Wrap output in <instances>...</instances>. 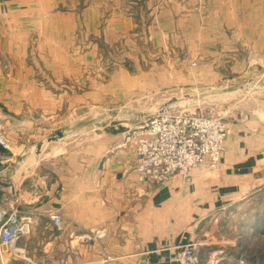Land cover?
Returning <instances> with one entry per match:
<instances>
[{"label": "crops", "instance_id": "obj_1", "mask_svg": "<svg viewBox=\"0 0 264 264\" xmlns=\"http://www.w3.org/2000/svg\"><path fill=\"white\" fill-rule=\"evenodd\" d=\"M184 21L193 22L194 50L210 38L218 56L211 70L248 75L249 83L254 64L264 70V0H0V122L11 148L0 147V209L17 207L35 220L0 264H176V248L191 242L200 243L196 255L204 250L198 264H223L222 248L235 242L210 243L203 229L263 188L264 118L230 124L215 170L200 166L158 186L137 182L133 150L118 147L120 128L113 136L106 125L92 138L88 132L76 150L59 140L49 156H24L35 139L72 129L75 113L83 124L89 62L99 49L91 36L113 45L139 27L157 42L179 29L189 36ZM49 213L61 216L63 230ZM90 231L103 236L83 240ZM237 258L231 264H244Z\"/></svg>", "mask_w": 264, "mask_h": 264}, {"label": "rangeland", "instance_id": "obj_2", "mask_svg": "<svg viewBox=\"0 0 264 264\" xmlns=\"http://www.w3.org/2000/svg\"><path fill=\"white\" fill-rule=\"evenodd\" d=\"M192 7L187 6L191 9ZM205 8H208V5H205ZM234 15L236 16L235 12ZM173 22H170L171 29L172 26L177 27V22ZM192 23L184 21L181 27L189 28V36L185 32V36H181L179 29L172 31L171 36L164 37L163 40L159 38L157 42H152L147 34L139 35V32H142L139 27L123 32V36L113 45H107L99 38L91 36L99 49L89 62L90 99L88 107L84 105L82 109L83 124L78 123L82 114L75 113L77 116L68 118V121L74 120L71 123L72 129L65 130L60 137L53 133L48 138L45 136L35 139L33 145L36 144L37 147L29 149L24 156H49L52 146L50 142L59 140V146H70L76 150L80 147L78 143L82 142V136L86 137L89 132V137L92 138L104 129V125L107 136H113L114 129L119 131L116 128L122 129L125 136L128 130L146 121L162 107L171 108L173 112L218 117L229 129L230 124H238L245 119H263V68L256 69L255 64L253 65L254 69L249 74V77L253 78L250 83L247 81L248 75L232 79L224 68L211 70L210 60L218 56L211 53L213 48L209 45L210 38L205 39L201 52L199 49L194 50L193 41L196 37L193 36ZM216 73L218 80L215 78ZM74 103L75 110L80 112L81 104L76 100ZM111 109H115V112L109 111ZM122 142L123 139L119 145ZM0 147L6 151L11 150L10 143L9 148ZM58 151L63 150L60 148ZM13 153L17 154L18 150H13ZM19 154L23 155L21 152ZM14 164L11 171L16 166ZM133 165L134 163L130 167L131 171ZM134 174L137 179L135 172ZM137 182L148 186L161 185L152 182L143 184L138 179ZM257 188L259 190L247 203L223 210L216 223H205L216 225L210 226L211 229L204 226L203 231L207 234L202 237L203 240L211 243L212 239L208 237H213L217 242H235L233 246L223 245L226 247L222 248L223 264H231L236 257L237 262L243 261L244 264H264V182L263 188ZM9 210L19 212L17 207H11ZM19 215L21 216L20 212ZM42 222L45 224V221ZM42 222L38 221V224ZM3 252L6 251L0 249V254ZM203 254L204 250L197 253V264L200 259L205 261ZM228 258H232V261H226Z\"/></svg>", "mask_w": 264, "mask_h": 264}, {"label": "built area", "instance_id": "obj_3", "mask_svg": "<svg viewBox=\"0 0 264 264\" xmlns=\"http://www.w3.org/2000/svg\"><path fill=\"white\" fill-rule=\"evenodd\" d=\"M230 134L228 125L218 117H205L173 112L162 107L146 121L128 130L119 147H130L135 155L132 170L140 183L163 184L174 176L189 177L192 170L206 166L215 170L225 151ZM0 146L9 148L0 122ZM50 223L57 231L63 230L61 216L49 213ZM35 223L31 215H19L16 210L0 209V249L16 251L17 241L31 234ZM102 234L90 231L83 240ZM200 243L191 242L176 248V264H197L196 251ZM213 260V259H212ZM217 260L207 264H216Z\"/></svg>", "mask_w": 264, "mask_h": 264}, {"label": "water", "instance_id": "obj_4", "mask_svg": "<svg viewBox=\"0 0 264 264\" xmlns=\"http://www.w3.org/2000/svg\"><path fill=\"white\" fill-rule=\"evenodd\" d=\"M56 135L60 137L61 136V133L60 132H57Z\"/></svg>", "mask_w": 264, "mask_h": 264}]
</instances>
